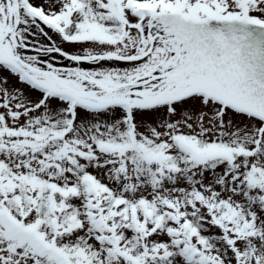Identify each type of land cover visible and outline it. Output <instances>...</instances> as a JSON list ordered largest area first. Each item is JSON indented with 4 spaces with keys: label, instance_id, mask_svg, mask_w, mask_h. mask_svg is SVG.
Listing matches in <instances>:
<instances>
[{
    "label": "snow or ice",
    "instance_id": "snow-or-ice-1",
    "mask_svg": "<svg viewBox=\"0 0 264 264\" xmlns=\"http://www.w3.org/2000/svg\"><path fill=\"white\" fill-rule=\"evenodd\" d=\"M0 264H264V0H0Z\"/></svg>",
    "mask_w": 264,
    "mask_h": 264
}]
</instances>
